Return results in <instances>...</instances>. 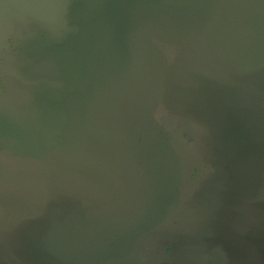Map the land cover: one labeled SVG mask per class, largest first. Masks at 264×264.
Listing matches in <instances>:
<instances>
[{
    "label": "water",
    "instance_id": "water-1",
    "mask_svg": "<svg viewBox=\"0 0 264 264\" xmlns=\"http://www.w3.org/2000/svg\"><path fill=\"white\" fill-rule=\"evenodd\" d=\"M0 57V213L48 256L264 139V0H0Z\"/></svg>",
    "mask_w": 264,
    "mask_h": 264
},
{
    "label": "flooded vegetation",
    "instance_id": "flooded-vegetation-1",
    "mask_svg": "<svg viewBox=\"0 0 264 264\" xmlns=\"http://www.w3.org/2000/svg\"><path fill=\"white\" fill-rule=\"evenodd\" d=\"M14 42H2L3 55L13 53ZM4 62L0 57V90ZM256 132L242 151L232 148L238 154L230 161L179 170L151 217L140 213L143 206L127 212L103 248L83 257H61L58 249L48 256L42 242L34 249L26 219L8 225L0 213V264H264V139L252 138Z\"/></svg>",
    "mask_w": 264,
    "mask_h": 264
}]
</instances>
